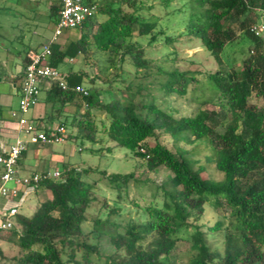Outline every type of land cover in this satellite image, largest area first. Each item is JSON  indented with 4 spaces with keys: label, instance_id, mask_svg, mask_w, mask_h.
Masks as SVG:
<instances>
[{
    "label": "trees",
    "instance_id": "16d2710c",
    "mask_svg": "<svg viewBox=\"0 0 264 264\" xmlns=\"http://www.w3.org/2000/svg\"><path fill=\"white\" fill-rule=\"evenodd\" d=\"M82 1L97 5L98 13L79 29L82 34L77 41L70 42L66 48L59 43L51 45L50 63L54 68L59 69L65 61L88 55L95 49L108 56L110 64L120 71L117 76L128 63L140 79L164 74L168 78L162 85L165 95L184 98L190 85L197 89L199 81L179 69H165V63L148 60L143 42L149 39L147 43L153 47L161 38L172 43L186 36L199 40L218 64V70L209 73L206 80L214 92L211 104L219 109L199 107L192 115L176 117L162 110L154 99L141 105L136 103L135 98L148 90L142 86L134 90L128 85L127 98L114 97L110 101L104 100L96 88L85 87L89 95L84 96L76 93L75 88L84 87L87 75L81 70L64 72L68 74V90L53 85L44 91L47 90L48 103L61 104L50 117L68 129L66 141L96 145L97 137L103 135L109 143L145 161L148 173L164 167L170 175L161 185H153L150 202L140 196L144 199L142 204L130 197V184L134 181L138 189V184L149 185L148 179L138 180L134 173L108 174L91 167L78 169L65 162L54 171L49 167L23 176L21 161L26 151L23 152L18 163L20 178L31 179L49 171H58L61 176L42 179L34 190L19 188L23 194L18 201L22 197L26 200L32 193H47L49 198L32 214L22 213L18 205V213L12 218L13 227L0 229V239L19 252L13 260L16 264H96L92 257L101 259L99 243L106 239L114 253L102 264H181L180 257L175 258L173 253L182 242L190 244L184 253L188 264H264V39L250 32L264 14V0H181L180 8L166 14L168 19L181 17L177 27L183 30L177 36L168 34L171 28L157 29L158 20L148 19L144 11H151L153 6L147 0ZM162 3L171 8L172 0ZM60 9L59 2L51 7L56 24ZM100 15L105 19H99ZM238 39L239 44L249 47L242 52L241 68L227 70L224 51ZM30 62L29 57L23 61L25 66ZM22 78L17 77L14 82ZM18 95L20 99L21 85ZM72 104L76 105V111L68 125L61 120V114ZM94 112L105 117L101 128L93 120ZM160 136H169L177 146L175 151L161 143ZM149 139H155V144L150 145ZM180 144L210 148L216 169L224 179L214 181L204 177V168L196 169L197 162L188 157L190 151ZM40 145L53 146L35 144ZM95 173L101 176L97 180L93 178ZM2 175L0 167V183ZM102 182L112 195L111 201L105 195L99 210L101 215L90 222L87 213L98 201ZM160 192L161 204L155 200ZM208 204L228 211L222 253L209 245L202 228L191 222L199 221ZM125 206L130 208L127 216L123 215ZM223 227L224 223L218 222L207 231L214 234ZM91 239L98 243H91ZM3 253L0 247V255L4 257Z\"/></svg>",
    "mask_w": 264,
    "mask_h": 264
},
{
    "label": "rangeland",
    "instance_id": "374dc122",
    "mask_svg": "<svg viewBox=\"0 0 264 264\" xmlns=\"http://www.w3.org/2000/svg\"><path fill=\"white\" fill-rule=\"evenodd\" d=\"M147 4L153 7L151 11L146 10L144 13L148 16V19L153 21L158 20L157 29L165 30L166 28H171L168 34L176 33V36L179 35V32L183 30V28L177 27L181 22V17L171 16L168 19L166 14L175 8H180L183 4L181 0H172L171 8L165 7L162 0H147ZM56 5H58V0H0V103L7 95L12 96L13 100L11 105L16 111L19 110V96L17 98L13 94L14 89L12 85H10L11 82L8 80L6 81V79L8 76H16L21 72L23 62L22 56L19 54L24 55L25 50L28 49L29 43H32V46L34 45L36 48L40 46L41 50L44 46L51 43L57 26L55 23V16L51 13V7ZM97 17L101 20L105 19L104 15ZM81 34L82 32L79 29L66 31L63 36L59 38V44L66 48L70 42L77 41L81 37ZM136 36H138V33H136ZM179 39L180 40L173 41L172 43H166L164 39L161 38L153 47L148 45L147 41L149 39H147L143 42V45L146 48L148 60L165 63V69H179L180 72L186 73L188 76L193 75L196 80L199 81L197 89H194L193 84L190 85L189 93L184 98L178 95H172L170 97L165 95L162 85L166 83L168 78L164 74L155 75L147 79H140L135 76L132 64L128 63L122 66V73L117 76L120 71L110 64L108 56L97 52L95 49L90 50L88 55L83 54L76 58L73 62H69V60L65 61L59 69L63 72H68V70H81L87 75L84 77V87L88 89L96 88L99 93L101 92V94H103L104 100L107 101L112 100L114 97L127 98L125 87L131 85L134 90H136L138 86L148 89L142 91L143 96L141 95L135 98L136 103L141 105L144 102L149 103L154 99L162 110L169 114H174L176 117L192 115L199 107L218 110V106L211 104L214 92L211 90L206 80V76L209 73L218 70L216 60L203 47L199 40L189 39L186 36H180ZM239 42L240 39L234 41L229 44L224 51L223 60L227 70L232 68L240 69L242 66V60L244 58L242 52L247 51L249 46L246 44H239ZM91 79H94L95 82L92 83ZM110 83L112 84L111 88L109 87ZM46 99L47 92L44 91L41 94L40 102L42 105L40 106L48 107V113H51L52 110H54L55 113V110L60 109L61 104L59 102L48 103ZM261 105L262 103L260 106ZM33 109L31 110L33 111ZM31 110L30 114L28 113L29 115H26L27 119L31 116ZM175 110H178V112H174ZM75 111L76 105L72 104L66 106L64 108V113L61 114V120H65V123L71 125V116L74 115ZM93 114H95L93 120L97 123L98 127L101 128L102 121L105 120V117L96 112ZM55 117L58 118L59 114H56ZM59 124H61V122H59ZM73 131L75 133V130H72V132ZM19 136L22 139H27L23 133ZM160 141L169 149L175 151L177 146H175L173 140L170 139L169 136H160ZM15 142L16 140L14 139L12 141L7 140V148L15 144ZM155 142V139H149L150 145H154ZM31 145L32 144H29L27 149V158L29 159H33L35 155V149L30 148ZM180 145L187 151H190L188 157L197 162L195 165L196 169L204 168V177L214 181H221L224 179V175L216 169L213 161L214 152L210 148L201 144ZM52 149L53 152H56V156L62 157V162L70 163L74 168L84 169L91 167L99 172L106 171L108 174L134 173L138 180H150L149 185H145V183L138 184V189H136L134 181L130 184V197L139 199L142 204H144L143 198H145L147 202L152 200L153 185H161L170 175L169 170L164 167L160 168L159 171L155 173H148L146 171L145 161L134 158L125 148L109 143L107 137L103 135L97 137L96 145L89 142L82 144L80 140H67L63 144L54 145ZM56 167H58L56 164H52V171H54ZM100 177L99 173H95L93 176L96 180ZM99 188L101 191L98 194V201L87 213L90 222L101 215H99V210L103 205L102 203L106 200L105 195L108 197L107 200L111 201L110 198L112 195L107 190L105 182L100 183ZM48 198L49 195L47 193L30 194L21 205V212L32 214L37 206L48 200ZM162 199V193L160 192L155 200L157 203L161 204L160 201H162ZM129 210L130 208L125 206L123 215L127 216ZM134 215L135 211L133 216ZM227 216L228 211L225 208L217 209L212 204H208L205 206L204 213L199 218V221L196 222L191 220V222L202 228L208 244L221 253L224 250V234L229 224ZM90 222H87L88 229L91 228ZM218 222L224 223L223 229L217 233L209 234L207 231L208 228L214 227ZM91 243L97 244L98 241L96 239H91ZM99 246L101 259L96 257V255L92 257L96 264H102L108 255L114 253L113 246L106 239H103L99 243ZM0 247L4 252V257L0 255V264H16L13 259L19 256L18 250L2 239H0ZM189 247L190 244L188 242H182L173 253L175 258L180 257L181 264H188L184 253Z\"/></svg>",
    "mask_w": 264,
    "mask_h": 264
},
{
    "label": "built area",
    "instance_id": "2783aa9c",
    "mask_svg": "<svg viewBox=\"0 0 264 264\" xmlns=\"http://www.w3.org/2000/svg\"><path fill=\"white\" fill-rule=\"evenodd\" d=\"M58 2L61 6L60 17L51 43L33 55L31 62L23 70L19 110L12 113L18 126L16 142L9 148L5 143L0 145V167L3 170L0 199H17L21 194L20 187L34 190L42 179H58L61 176L58 171H49L44 175H35L31 179H22L19 177L18 168L20 157L23 152L27 151L29 144L56 145L65 143L68 134L65 126L59 124L46 130L40 122L30 121L26 115L40 103L41 94L47 87L50 89L55 85L59 89L68 90V74L54 68L50 63L53 55L51 45L58 43L64 32L80 29L86 21L94 18L98 13L97 5H88L82 0H58ZM250 32L257 38L264 39V14L256 24L251 26ZM74 60L69 59V62ZM75 92L84 96L89 95V91L83 86H77ZM22 133L27 139H22L19 136ZM10 185H13L14 189ZM18 205L0 209V229L9 230L13 227L12 218L18 213Z\"/></svg>",
    "mask_w": 264,
    "mask_h": 264
},
{
    "label": "crops",
    "instance_id": "0c3cea01",
    "mask_svg": "<svg viewBox=\"0 0 264 264\" xmlns=\"http://www.w3.org/2000/svg\"><path fill=\"white\" fill-rule=\"evenodd\" d=\"M60 40H58V43ZM41 50V47H35L34 45L32 46V43H29L28 49L25 50L24 55L19 54L20 56H22V62L25 60L26 57H33V55H35L37 52H39ZM24 63H23V67L21 72L16 75V76H8L6 81L8 80L10 83V85H12L14 91L13 94L18 98V89L19 86L22 84V79L14 82V79L17 77H21L23 74V70H24ZM3 81V79H2ZM47 90H49V88L47 87ZM46 90V92H47ZM48 96V93H47ZM12 100L13 97L7 95L6 98L2 99L1 103H0V145L1 144H6L7 140L8 141H12L18 133V126L16 123V120L13 119L12 117V113L13 112H17L16 109H13L12 107ZM18 102H19V98H18ZM42 105L41 102L33 109V111L31 112V116L28 117L29 120L31 121H35V122H39L40 124L44 127V128H52L55 127L57 125H59V121H52L53 119L50 117L51 114H54L52 110L51 113H48L47 109L48 107L46 106H40ZM30 114V112H29ZM28 114V115H29ZM54 146V145H53ZM53 146H35V145H31L30 148H34L35 149V155L33 156V159H29L27 158L28 155V151L26 152L24 158L21 161V174L23 176L29 175V174H33L34 172H41L44 171L45 169L49 168L52 166V164H56L59 168V166L64 163L61 161L60 156H56V152H53ZM27 163H26V162ZM10 187H13V185ZM23 192V191H22ZM21 192V194H23ZM31 193V191H29L27 193L28 196ZM19 199V198H18ZM18 199H4V200H0V209L3 208H10V207H14L16 205H22L25 202L24 197L21 198L20 201H18ZM2 203V204H1Z\"/></svg>",
    "mask_w": 264,
    "mask_h": 264
}]
</instances>
